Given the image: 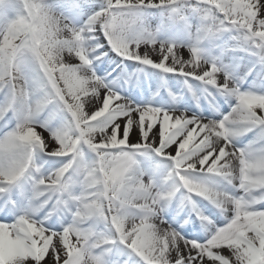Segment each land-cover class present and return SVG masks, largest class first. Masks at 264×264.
<instances>
[{
	"label": "snow or ice",
	"instance_id": "snow-or-ice-1",
	"mask_svg": "<svg viewBox=\"0 0 264 264\" xmlns=\"http://www.w3.org/2000/svg\"><path fill=\"white\" fill-rule=\"evenodd\" d=\"M0 264H264V0H0Z\"/></svg>",
	"mask_w": 264,
	"mask_h": 264
},
{
	"label": "bare ground",
	"instance_id": "bare-ground-1",
	"mask_svg": "<svg viewBox=\"0 0 264 264\" xmlns=\"http://www.w3.org/2000/svg\"><path fill=\"white\" fill-rule=\"evenodd\" d=\"M186 54V53H185Z\"/></svg>",
	"mask_w": 264,
	"mask_h": 264
}]
</instances>
